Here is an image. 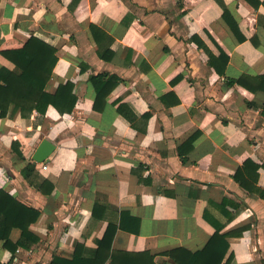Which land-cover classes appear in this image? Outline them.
I'll use <instances>...</instances> for the list:
<instances>
[{
  "label": "crops",
  "instance_id": "crops-1",
  "mask_svg": "<svg viewBox=\"0 0 264 264\" xmlns=\"http://www.w3.org/2000/svg\"><path fill=\"white\" fill-rule=\"evenodd\" d=\"M31 37L56 49L45 90L69 81L77 100L0 117V191L39 213L27 238H0V264H87L108 228L119 264H177L168 252L217 231L221 264H264V200L234 178L251 161L264 190V90L248 89L264 79V0H0V44ZM43 139L56 148L36 163Z\"/></svg>",
  "mask_w": 264,
  "mask_h": 264
},
{
  "label": "trees",
  "instance_id": "trees-1",
  "mask_svg": "<svg viewBox=\"0 0 264 264\" xmlns=\"http://www.w3.org/2000/svg\"><path fill=\"white\" fill-rule=\"evenodd\" d=\"M239 40L241 41L242 38ZM0 55L14 65L13 70L0 69V117L7 115L10 106L12 107V115L19 113L23 118L28 117L33 111L43 115L49 106L55 108L60 115L70 114L73 111L77 100L73 92V83L67 81L64 84H59L54 93H48L45 90L58 60L54 47L35 37H31L25 42L9 39L0 44ZM222 58L224 68L227 59L223 54ZM104 76L99 75L90 78L94 85L100 84L101 88L98 89V94L108 84L107 81H103ZM242 79L245 80V78H240L236 81L230 80L228 83L231 85L237 83L244 86L245 83ZM252 80L255 85L248 89L252 91L264 90L263 78H252ZM113 86V84L109 85L107 92H103L102 96L105 97L110 93L109 91ZM98 97L99 95L96 96L94 101V108H98ZM193 138L191 137L189 141H192ZM258 169V164L246 161L243 163L242 168L238 169L234 178L242 187L248 189L250 193H255L264 200V190L257 188L255 184L258 177ZM27 170L31 171L32 166H27ZM243 171L248 174V177L240 176ZM21 206L4 191H0V215L5 219L0 224V238L4 240L5 247L11 248L8 233L13 227L21 229V238H27L28 227L37 221L39 217L38 211L31 209L28 212L29 209ZM244 229L240 228L237 230L236 235H240ZM114 231V228L107 229L102 239L98 241V249L93 259L85 263L105 264L109 260L110 264H119L116 261L117 254L111 250ZM228 236L227 234L219 235V231H217L210 243L201 251L191 253L182 249H175L168 252L167 255L172 257L177 264H221L228 248V243L225 241ZM218 239L222 241V249L219 253L213 248ZM19 244L25 246L21 241H19ZM81 247V244L76 245V254ZM12 249L15 250V248ZM149 258L148 264H155L152 260L153 257ZM230 259L231 256L227 260L229 261ZM78 262L74 259V262L68 263L59 258H54L52 264H79Z\"/></svg>",
  "mask_w": 264,
  "mask_h": 264
},
{
  "label": "water",
  "instance_id": "water-1",
  "mask_svg": "<svg viewBox=\"0 0 264 264\" xmlns=\"http://www.w3.org/2000/svg\"><path fill=\"white\" fill-rule=\"evenodd\" d=\"M55 148L56 146L53 142L48 139H43L36 148L32 156V160L36 163H43L47 161L54 152Z\"/></svg>",
  "mask_w": 264,
  "mask_h": 264
}]
</instances>
